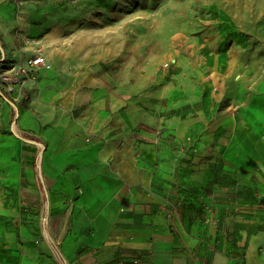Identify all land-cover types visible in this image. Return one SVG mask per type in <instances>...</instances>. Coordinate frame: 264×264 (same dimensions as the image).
I'll use <instances>...</instances> for the list:
<instances>
[{"label": "rangeland", "instance_id": "rangeland-1", "mask_svg": "<svg viewBox=\"0 0 264 264\" xmlns=\"http://www.w3.org/2000/svg\"><path fill=\"white\" fill-rule=\"evenodd\" d=\"M37 55L45 67L29 66ZM1 60L20 81L12 95L0 83V200L22 149L51 163L134 147L158 183L172 176L173 200L200 145L264 143V0H0ZM248 186L264 207V181ZM53 189L62 210L65 185Z\"/></svg>", "mask_w": 264, "mask_h": 264}, {"label": "crops", "instance_id": "crops-1", "mask_svg": "<svg viewBox=\"0 0 264 264\" xmlns=\"http://www.w3.org/2000/svg\"><path fill=\"white\" fill-rule=\"evenodd\" d=\"M99 125L86 131L101 141ZM240 140L200 145L207 157L196 158L190 189L173 200L172 176L158 183L134 147L118 160L110 142L51 163L22 149L8 182L13 198L0 200V264H264L263 195L248 186L264 181V143ZM54 184L65 185L62 210Z\"/></svg>", "mask_w": 264, "mask_h": 264}, {"label": "built area", "instance_id": "built-area-1", "mask_svg": "<svg viewBox=\"0 0 264 264\" xmlns=\"http://www.w3.org/2000/svg\"><path fill=\"white\" fill-rule=\"evenodd\" d=\"M47 64L45 57L42 55H37L36 57L30 59L29 66L33 68H42L45 67ZM19 77L15 73H3L0 71V83L4 87V90L7 94L12 95L15 91L16 86L19 84ZM13 104L12 101H10Z\"/></svg>", "mask_w": 264, "mask_h": 264}, {"label": "bare ground", "instance_id": "bare-ground-1", "mask_svg": "<svg viewBox=\"0 0 264 264\" xmlns=\"http://www.w3.org/2000/svg\"><path fill=\"white\" fill-rule=\"evenodd\" d=\"M135 157H132V159H131V161H132V163L134 164V166H136V162H135Z\"/></svg>", "mask_w": 264, "mask_h": 264}]
</instances>
